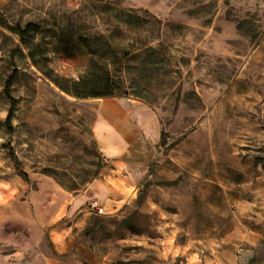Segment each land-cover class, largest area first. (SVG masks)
<instances>
[{
    "label": "rangeland",
    "instance_id": "374dc122",
    "mask_svg": "<svg viewBox=\"0 0 264 264\" xmlns=\"http://www.w3.org/2000/svg\"><path fill=\"white\" fill-rule=\"evenodd\" d=\"M0 264H264V0H0Z\"/></svg>",
    "mask_w": 264,
    "mask_h": 264
},
{
    "label": "trees",
    "instance_id": "16d2710c",
    "mask_svg": "<svg viewBox=\"0 0 264 264\" xmlns=\"http://www.w3.org/2000/svg\"><path fill=\"white\" fill-rule=\"evenodd\" d=\"M127 17L128 19L126 20L128 26L130 25H134L135 26H139L142 24L141 22V17L140 16H134L133 13L128 12L127 13ZM13 29L14 32H16L17 34L20 35L22 41L27 42L30 34H32L33 32H36L38 29L37 25L35 23H26L25 25H22L20 23H17L15 26L11 27ZM137 28V27H135ZM80 40H82L83 44L85 45V47L88 49L89 53H91L92 55L90 56V64L88 66V74L92 75L93 78V85H97L100 84L99 86H101L100 90L97 91H79V89L76 87V84H78V81H72V85H66V84H62L59 81H57V79H55L58 84H60V86L68 91L71 92L75 95H79V96H86V95H93V96H101V95H108V94H113V89H114V82H115V75L110 71V69L108 68H103L104 66H99L97 64L98 60H96L95 55H97L99 48H102L103 45L100 42H96L93 43L92 41V37L86 35V34H82L80 35ZM109 48V47H107ZM103 52V51H102ZM108 55L110 57V61L109 63L114 64L119 60V55L116 52V50L114 48L109 49L106 52L100 53L101 57H104ZM33 56V54H32ZM100 69H99V67ZM103 68V69H102ZM11 79L12 76L8 79L7 84H6V90H9V86L11 84ZM12 115L11 110L8 113L7 116V120H10ZM169 183V182H168Z\"/></svg>",
    "mask_w": 264,
    "mask_h": 264
},
{
    "label": "built area",
    "instance_id": "2783aa9c",
    "mask_svg": "<svg viewBox=\"0 0 264 264\" xmlns=\"http://www.w3.org/2000/svg\"><path fill=\"white\" fill-rule=\"evenodd\" d=\"M93 205H94L95 207L100 208V210H101V206H100V203H99L98 201H94V202H93Z\"/></svg>",
    "mask_w": 264,
    "mask_h": 264
}]
</instances>
